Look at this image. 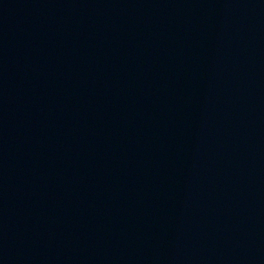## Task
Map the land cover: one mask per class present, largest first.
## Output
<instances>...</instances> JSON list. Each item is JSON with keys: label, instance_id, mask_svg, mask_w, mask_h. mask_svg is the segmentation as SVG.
<instances>
[{"label": "water", "instance_id": "water-1", "mask_svg": "<svg viewBox=\"0 0 264 264\" xmlns=\"http://www.w3.org/2000/svg\"><path fill=\"white\" fill-rule=\"evenodd\" d=\"M0 264H264V0H0Z\"/></svg>", "mask_w": 264, "mask_h": 264}]
</instances>
